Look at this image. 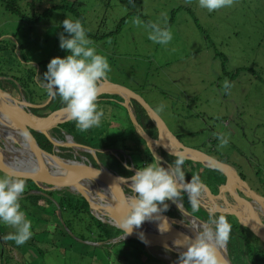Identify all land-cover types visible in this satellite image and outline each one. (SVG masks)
Instances as JSON below:
<instances>
[{"label":"rangeland","instance_id":"obj_1","mask_svg":"<svg viewBox=\"0 0 264 264\" xmlns=\"http://www.w3.org/2000/svg\"><path fill=\"white\" fill-rule=\"evenodd\" d=\"M32 2L35 14L44 12L55 3L52 0ZM18 3L22 5L24 1ZM77 3L73 12L85 18L84 28L89 39L91 36L99 38V35L113 30L115 44L110 43L107 35L98 41L90 39L97 52L109 61L111 71L107 79L141 95L184 145L233 165L250 188L264 196V0H234L233 6L213 12L200 8L198 0L190 3L188 0H77ZM30 8L22 7V11L30 16ZM164 13L166 17L162 15ZM76 16L59 10L51 18L40 19L30 25L5 11L0 0V47L7 49L1 52L0 59L1 70L7 78L0 80L10 79L17 70L23 74L30 69L34 71L39 63L42 76L35 67L38 74L34 80L45 86L43 76L48 70L47 60L51 62L53 58H66L70 54L60 48L59 37L61 33L68 36L63 21L79 19ZM137 17L141 20L139 25L134 22ZM169 21L168 28L173 34L169 44H157L148 38L151 30L147 25L150 22H160L162 27H166ZM228 79H231L232 87L225 91L223 82ZM29 90L33 92V88ZM11 95L20 100V93ZM98 109L104 112L100 125L81 131L74 121V134L95 148L104 146L105 150H122L119 153L122 157L106 152L117 161L119 158L123 160L120 169L126 168L124 157L129 166H140L143 157L134 151L123 150L117 139L128 124L122 106L113 98L103 97L98 100ZM221 133L229 141L223 148L219 147L217 139ZM12 145L19 147L17 142H12ZM69 149L63 147L58 154L63 158H72L67 155L75 154L76 159L81 160L83 158L79 156L83 155L96 165L91 153H76V150ZM102 163L106 165L109 162L102 159ZM197 168L193 175L200 172L205 179H214L212 172L201 165ZM110 169L116 171L113 167ZM3 175L0 171V176ZM31 190L26 181L25 191L41 194L37 204L44 207L43 212L31 208L22 198L25 194L19 201L21 209L28 208V212H24L32 221L33 235L29 239L32 243L26 242L20 249L16 248L14 241L3 239L15 229L2 221L0 223V251L13 258L9 260L11 264H177L174 259L179 255L172 254L171 258L164 260L157 255L155 250L158 248L148 252L140 245L123 240L111 246L90 249L93 242H89L92 237L87 224L91 221L90 216L101 221L100 216L90 209L87 213L75 198L76 208L82 210L63 214L57 204L53 207L49 204L52 199L56 202L60 193L50 196L47 192ZM241 197L246 199L243 195ZM182 200L188 199L182 195ZM166 203L174 217L185 218L170 202ZM252 206L257 208L259 204ZM190 209L197 212L194 214L197 217L208 215L200 208ZM230 219L232 229L254 242L261 254L258 264H264V243L254 240L253 234L248 235L247 229L235 217ZM57 230H64L62 237ZM242 241L243 238L231 240L227 252L232 264H249L252 259Z\"/></svg>","mask_w":264,"mask_h":264},{"label":"water","instance_id":"obj_2","mask_svg":"<svg viewBox=\"0 0 264 264\" xmlns=\"http://www.w3.org/2000/svg\"><path fill=\"white\" fill-rule=\"evenodd\" d=\"M1 78L2 77L0 76V79ZM100 86L102 89L101 95H117L122 98L123 103L121 102V104L126 109L135 130L145 140L146 146L154 159H157L163 166L168 168L170 167V164L160 154L161 148H163L170 155L183 156L186 160L200 163L204 167L215 169L223 174L225 181L219 185L218 192L213 193L207 186V192L204 194L200 206L209 215L215 210V217L213 218H218L221 214L235 217L239 224L252 229L259 239L264 242V196L259 195L252 190L247 182L240 177L233 165L224 160H219L207 152L199 149H192L184 145L178 137L170 131L167 124L154 110V108L151 107L141 95L137 94L132 89L122 84L113 83L107 78L101 81ZM51 98L52 97L48 96L45 101L35 104L28 101L23 95H21V99L18 100L7 91L0 88V124L7 126L10 130L12 129L13 131L20 132L22 139H24V137H22L21 132L27 130L31 136V140H26L27 144H30L33 150L40 156V160L36 161L35 168L20 167V164L7 160V144L2 142L0 143V171L4 174L15 173L25 180H31L37 188L40 189L38 190L40 192L67 189L68 192L78 194L85 198L89 204L90 210L93 211V213L94 211H98L100 214L106 215V218H109V220L105 221L102 217H100L102 222L121 229L119 226L120 222L129 212L127 204L132 199L131 197L134 196V193H132L129 189L131 182H122L120 178H127L134 175L138 168L131 165L132 175L122 176L98 161L96 157L97 148L75 142L74 140L73 142H68L69 138L73 139V136L69 133H65L61 140L50 135L49 131L51 129L64 122L72 120L69 114L64 111V107L48 115L34 114L31 111V109H40L45 107L50 102ZM99 99L102 98L99 97ZM132 100L137 101L144 108L148 117L157 127V141L153 139L137 121ZM31 131L43 134L46 139L51 142V152L39 146ZM0 137L2 136L0 135ZM2 138L6 140L5 137ZM60 146H67L81 152L91 153L96 159V165L88 162L87 158L82 155L79 157L85 159L86 161H83V159H76L75 154H72V158H69L75 160L60 157L57 154L59 151L58 147ZM104 151H109L110 153L119 156L118 154L121 153L122 150L109 148L108 150L104 149ZM43 154L51 156L52 159L57 161L58 164L67 172H57L52 169V167L47 164L42 157ZM62 160H68L71 161V163L64 162ZM124 161L126 164L125 157ZM10 163H12L13 166H11ZM86 180H97L105 186V188H107V190L113 195L115 201L114 205H107L105 207L101 201H94L92 198V191H89L88 188L83 186V182ZM70 188H75L76 192L71 191ZM127 189H129V192L126 191ZM239 193L244 194L248 200L242 198ZM185 194L187 195V193ZM227 194L231 197L227 196ZM169 202H172L175 208H177L181 214L185 215L186 218H190L188 220L189 223H193L195 221L196 224L202 225L207 222L193 213H190L184 207L182 200H169ZM222 203L224 206L221 205ZM253 204H259V207H253ZM161 215L168 220L170 225V230L168 232L163 234L160 233L159 224L161 221H146L140 228L134 229L132 235L125 236L126 233L122 231V234L110 241L114 243L122 240L135 239L142 243L148 252H151L150 250L154 248L167 251L164 247L165 244H167L168 248L171 249L168 251L170 254L179 255L181 252L186 251V248H174V241L181 238V234L190 236V229L188 228V225L177 217H172L165 213H161ZM164 227H167V225H164ZM141 233L147 243L141 239ZM192 238L194 239V237ZM219 253L224 264H232L228 257L227 244L219 250ZM162 259L166 260L165 258ZM177 260L178 258L176 261Z\"/></svg>","mask_w":264,"mask_h":264},{"label":"clouds","instance_id":"obj_3","mask_svg":"<svg viewBox=\"0 0 264 264\" xmlns=\"http://www.w3.org/2000/svg\"><path fill=\"white\" fill-rule=\"evenodd\" d=\"M233 4L234 0H198L199 7L208 12L228 8ZM162 15L166 17V13ZM134 22L139 25L141 20L137 17ZM63 27L68 36L60 34V48L70 54L66 58H53L47 66L43 80L46 82L48 96L55 98L58 95L65 105L64 111L76 122V126L81 131H87L99 126L104 116L103 110L98 109V100L102 93L100 85L107 78L111 67L107 57L99 54L92 46V41L79 19L67 18L63 21ZM147 27L151 30L148 38L154 43L167 45L172 41L171 30L162 27L160 22H150ZM231 87L229 81L223 82L225 91H230ZM21 135L25 140H31L27 130L22 131ZM217 139L220 148L229 143L222 133L218 134ZM183 164L184 158L179 155L168 168L161 166L156 159L145 167H139L134 175L120 178L122 182H131L129 189L134 193L127 204L129 212L119 225L126 233L125 236L132 235L134 229L153 220L161 221V234L168 232L170 225L161 213L168 210L166 201H179L182 192L187 193L193 209L200 207L207 185L199 175H192L191 182H187ZM129 165L126 160L125 167L132 171ZM25 189V179L15 173L0 176V221L15 229L14 233H9L3 239L14 241L17 246L24 245L33 235L32 221L26 217L19 202ZM213 217L215 210L210 214L209 220L201 225V230L197 231L194 239L181 234V238L174 241L176 248L187 249L179 254L177 264H224L219 250L229 241L232 225L224 214L218 218ZM141 239L144 240L142 233ZM144 242L147 243L146 240ZM164 247L167 251L171 250L167 244Z\"/></svg>","mask_w":264,"mask_h":264},{"label":"trees","instance_id":"obj_4","mask_svg":"<svg viewBox=\"0 0 264 264\" xmlns=\"http://www.w3.org/2000/svg\"><path fill=\"white\" fill-rule=\"evenodd\" d=\"M1 1H2V4L4 6L5 11H9V12L13 13V15L20 18V20L22 22H28L30 25L39 22L40 19L51 18V16L53 15L54 12L61 10L63 13L71 12L74 15H77L76 17H79L83 26H85L84 21H83V20H85V18L83 16H79L77 13L73 12V10H75L79 4V3H77V0H71V2H70V0H52L55 3H52L53 5L51 7L47 8L44 12H42L40 14L34 13L32 0H31V2L29 0H1ZM23 1H24V3L22 5L18 3V2H23ZM22 7H28V8L31 7L30 11H28L30 16L27 15L28 14L27 12L22 11ZM171 18L173 20V16H171ZM122 23H123V21H122ZM170 24L171 23L169 21V24H167L166 27H169ZM88 34L91 35V33H88ZM103 35H107V39H109L110 43H112V44L116 43V38L113 34V30H111L109 32H105V33H103ZM103 35H99L98 36L99 38H94V36H91L90 39L98 41V39L100 40V38ZM6 50L7 49L5 48V46L0 47V59L2 58L1 52H5ZM47 61H48V63H50L49 60H47ZM38 65H40V64L38 63L37 66H35L37 69H39ZM35 67H34V71H33V69H30V71L27 74H23L21 70H17V72L13 73L14 75L10 76L11 77L10 79L0 80V88H2L3 90H5V91H7L13 95H18L19 93H23L26 98H28V99L33 98V101L35 99V102H37V103L44 101L46 99V97L48 96L47 89L45 87L42 88L41 85L39 84L38 80H37V83L34 80V78H36L37 74H38V71ZM35 70H36V72H35ZM19 73H21V74L18 75ZM4 74H5V72L1 70V63H0V76L2 75V76H4V78H7V76H5ZM40 76H42L41 70H40ZM40 76H39V78H40ZM40 80L42 81L41 78H40ZM228 81H231V79H228ZM42 82H44V81H42ZM32 83H35V86H33ZM27 88H29V89L33 88V92ZM103 97L113 98L116 102H118L122 106V104H121L122 98L117 96V95L104 94ZM132 102H133L137 121L140 123V125L143 127V129L153 139H155L157 141L158 140L157 127L154 125V123L148 117L144 108L137 101L132 100ZM63 106H65V105H64L62 99L57 95L55 98H52V100L49 104H47L45 107L39 109L38 111H41V112H38V113L41 115H48V114L56 112L59 108H61ZM122 109L126 111V109L123 106H122ZM34 110H36V109H34ZM124 114L128 119V124L126 123L124 129L122 130V133L118 137L116 136L117 139H119L120 143L122 144L121 148L123 150H129L131 153H132V151H134L135 154L144 153L143 163L140 166L134 165L138 169H139V167H145L146 164H150L152 162H155L154 157L152 156L151 152L149 151L148 147L146 146L145 140L137 133V131L135 130V127L133 126L129 116H127L128 115L127 111L124 112ZM73 123H74V120H70L68 122L60 124V126L65 132L71 134L75 141L84 143V142H82L83 140L81 139L80 136H78L77 134H74L76 129L74 128ZM35 136L37 137V140H38L37 142H38L39 146L41 148L51 152V149H52L51 142L48 139H46V137L43 134H39V133L36 134L35 133ZM59 137H62V135L60 134ZM127 140L129 142H125ZM91 147H93V146H91ZM101 148H104V146H102ZM145 154H146V158H145ZM160 154L165 158V160L170 165L172 163H174V161L176 159V156L168 154L163 148H161ZM96 155L98 156V158L101 161H102V159H105L107 162H109L106 165L109 168H112V167L115 168L116 172H118L120 175H122V176L132 175V171H129L128 169L123 168V167H122V169H120L121 165H122L121 162L123 161L120 158H119V161H117V160L112 158L111 154L106 153V152L105 153L104 152H98V153H96ZM67 156H71V155L68 154ZM119 157H122V155L119 154ZM127 164H129V163L127 162ZM199 165H201V164L184 159V164L182 167H183V171L185 172V179L187 182H191L193 171H195L197 173V170H198L197 166H199ZM202 167L204 169H207L208 171L212 172L213 175L215 176L214 179H209L208 177H206V179H205L204 177L201 176L200 172H198L197 175L200 176L201 180L210 188V190L212 192L216 191L218 189V186L225 181L224 175L215 169H210V168H207L204 166H202ZM26 181L28 182L29 191L31 189L32 190L38 189L37 186L31 180H26ZM29 191H25L23 193V194H25L22 197L25 199L24 201L29 203L31 208H36L38 211L43 212L44 207L40 204H37V201H39L42 198L41 194H31V193H28ZM43 192H47L50 196L53 193L54 194L60 193V196H58V199L56 200V202L52 199L49 204L51 207H53L55 204H57L59 209L62 211L63 214H68L70 210H72L73 212H76V211L80 212L82 210L81 208H76V202L73 200V198H75V199H77V201L81 202L83 209L87 213L90 209L88 202L85 200V198H83L80 195L73 194V193H70L68 191H64V192L43 191ZM182 195L186 196L188 199V195H186L185 193L184 194L181 193L180 200H182ZM52 197H56V196H52ZM48 198L50 199V197H48ZM167 202H169V201H167ZM182 202H183L184 207L190 213H193V214L197 213L196 211L190 209L191 205H190L189 199L187 201L182 200ZM161 207H163V205H161ZM199 208H200V211L201 210L205 211L201 206ZM22 210L25 212H28L27 207H23ZM163 213L174 217V212H172L169 208L167 211H165ZM225 216L227 217L229 223L232 225V223H231L232 221L230 219L232 216H229V215H225ZM90 218H91V221L87 224V227H89V229H90L89 234L92 237L90 242H93V243L99 242L100 243L99 245H95L93 243H90V246H89L90 249H96L98 246H103V247L111 246V245H114L115 243L121 242V241L114 242V243L110 242L111 239L118 237L120 234H122L121 229H119L113 225H110L108 223L102 222L97 218L95 219L94 217H91V216H90ZM201 218L203 219L204 217H201ZM209 218H210V215L208 214V215H206L204 220L208 221ZM0 223H1V221H0ZM250 230H251V233L253 234L254 240L261 241L259 239V237L255 234V232L252 229H250ZM235 231L236 230H234V228L231 231L229 241L227 242L228 250L230 248L231 240L233 238H236V239H240V238L242 239L243 238L242 242H243L244 248L245 247L247 248V250L249 251V253L252 257V259H250L248 261V263L249 264L258 263L260 261L259 259H260L261 254L256 250V248L254 246V242L252 240L244 239L245 237H243V236L236 235ZM57 232L62 237L64 230H62V231L57 230ZM0 239H2L1 232H0ZM124 241L125 242H131L135 246L140 245V246H142L141 248L144 247L142 243H140L139 241H137L135 239L123 240L122 242H124ZM27 242L32 243L31 240H29ZM20 247L21 246H16V248H18V249H20ZM38 253H41V251H39ZM41 255H42V253H41ZM83 258H85V257H83ZM9 260H13V258L5 255L3 251H0V264H11Z\"/></svg>","mask_w":264,"mask_h":264},{"label":"bare ground","instance_id":"obj_5","mask_svg":"<svg viewBox=\"0 0 264 264\" xmlns=\"http://www.w3.org/2000/svg\"><path fill=\"white\" fill-rule=\"evenodd\" d=\"M2 126L7 128V126H4V125H2ZM7 129H9V128H7ZM9 131L13 132L19 138L12 139L10 135H6L5 139L7 141L6 144H7V149H8V150L6 149V158H7V160H11V161H14L17 164H20V167L23 166V167L35 168L36 167V162L35 161H31V159H29L28 157H25L23 154L19 155V150L14 145H12V142H17V144H19L20 147H24V148H27V147H31L32 148V146L30 144L28 145L27 141L21 138L20 132L13 131L12 129L11 130L9 129ZM70 139H71V141H70ZM59 140H61V139H59ZM68 140L70 142H73L72 138H69ZM58 148H59V151L57 152V154L60 152L61 146L58 147ZM74 150H76V153H78L77 151H79L77 149H74ZM34 153L38 157V159L40 160V156L35 151H34ZM42 157L44 158L46 163L49 164L52 167V169L56 170L57 172H64V173L67 172L64 168H62L58 164L57 161H54L51 156L43 154ZM69 160H72V159H69ZM62 161L71 163V161H68V160H62ZM10 165L13 166L12 163H10ZM161 166H163V165H161ZM163 167L167 168L166 166H163ZM83 186L88 188L89 191L90 190L92 191V193H93L92 198L94 199V201H97V200L101 201L103 206H105V207L107 205H112L113 204V201H114L113 195L99 181H97V180H89L87 182H83ZM70 189L72 190V189H75V188H70ZM63 191H68V190L64 189ZM110 198L112 199L111 201H110ZM131 198H133V197H131ZM170 204L175 208V206L172 204V202H170ZM189 219L190 218H186L185 217V218L180 219V220L188 225V228L190 229L189 235L195 238V235H196L197 231L201 230V224H196L195 221L193 223H189V221H188ZM154 221L155 222H159V221H156V220H154ZM191 232H193V234H191ZM174 248H176V247L174 246ZM157 251L159 252V255L162 258H165V259L171 258L170 255H172V254H170L168 251H163L162 252V250H159V249ZM174 261L178 262V260L176 261V259H174Z\"/></svg>","mask_w":264,"mask_h":264},{"label":"flooded vegetation","instance_id":"obj_6","mask_svg":"<svg viewBox=\"0 0 264 264\" xmlns=\"http://www.w3.org/2000/svg\"><path fill=\"white\" fill-rule=\"evenodd\" d=\"M2 78H4V76H1ZM37 78V77H36ZM37 80V79H36ZM40 84V83H39ZM41 85V84H40ZM41 87L43 88V87H45V86H42L41 85ZM46 88V87H45ZM21 95H23L24 97H25V95L23 94V93H20ZM26 98V97H25ZM100 98H103V95H101V97ZM20 99H21V97H20ZM28 101H30V102H32V103H35V104H39V103H37V102H35V101H33L32 99H28V98H26ZM46 100V99H45ZM44 100V101H45ZM51 100H52V98L50 99V102H51ZM43 102V101H42ZM49 102V103H50ZM41 103V102H40ZM48 103V104H49ZM41 109V108H40ZM37 110V111H36ZM36 110H34V109H31V111L34 113V114H39L38 112V110L39 109H36ZM124 112H126L125 110H124ZM65 123V122H64ZM31 133H32V135L34 136V138L36 139V141H38L37 140V137L35 136V133L36 134H38L39 132H36V131H31ZM49 133H50V135H52V136H55V137H57V138H60V137H58V135H60V134H65V133H67V132H65L62 128H61V126L59 125V126H57V127H54L53 129H51L50 131H49ZM39 134H41V133H39ZM70 141H71V139H70ZM69 140H68V142H70ZM75 142H78V141H75ZM0 143H2V140H1V137H0ZM38 143V142H37ZM78 143H81V142H78ZM81 144H84V145H88V144H85V143H81ZM90 146V145H89ZM63 147H67V146H62L61 148H63ZM67 148H70L69 149V151H71V150H74L73 148H71V147H67ZM95 148V147H94ZM98 150L96 151V153H98V152H106V151H104V149L105 148H97ZM97 156V155H96ZM97 159H98V161H100L101 163H102V161L98 158V156H97ZM103 164V163H102ZM161 164V163H160ZM103 165H105V164H103ZM106 166V165H105ZM107 167V166H106ZM109 168V167H108ZM110 169V168H109ZM250 187V186H249ZM252 189V188H251ZM218 192V189L216 190V192H213V193H217ZM239 195L241 196V195H243L244 197H245V195L244 194H242V193H239ZM227 196H230L229 194H227ZM231 197V196H230ZM247 200H248V198L247 197H245ZM222 202V201H221ZM220 202V203H221ZM222 206H224V204L222 203L221 204ZM241 225V224H240ZM245 227V226H244ZM246 229H247V234L248 235H251L252 233H251V230H250V228H247V227H245ZM236 235H239V236H243V235H241V234H239L237 231H236ZM262 242V241H261ZM262 243H264V242H262ZM227 250H228V247H227ZM228 252H229V250H228ZM228 255H229V253H228ZM256 264H258V263H256Z\"/></svg>","mask_w":264,"mask_h":264},{"label":"crops","instance_id":"obj_7","mask_svg":"<svg viewBox=\"0 0 264 264\" xmlns=\"http://www.w3.org/2000/svg\"><path fill=\"white\" fill-rule=\"evenodd\" d=\"M121 101H122V99H121ZM122 103H123V101H122ZM0 135L1 136H4V137H6V135H10L11 136V138L12 139H17V138H19V137H17L13 132H11V131H9V129H7V128H5V127H3L1 124H0ZM7 142V141H6ZM16 147V146H15ZM18 150H19V155H24L25 157H28L29 159H31V161H37V160H39L38 159V157L35 155V153H34V151H33V149L31 148V147H27V148H24V147H16ZM109 151H111V150H109ZM140 155V157H143L144 158V153H141V154H139ZM83 156V155H82ZM85 157V156H84ZM86 158V157H85ZM72 160H75V159H72ZM142 161V159L140 158V162ZM18 162V161H17ZM162 165V164H161ZM87 181H89V180H86V181H84V182H87ZM89 184V183H88ZM90 185V184H89ZM71 191H73V192H76V189H72ZM112 199L110 198V201H111ZM97 201H99V200H97ZM96 201V202H97ZM114 202L115 201H113V204L112 205H114ZM170 204V203H169ZM96 214H98L100 217H102L105 221H107V220H109V218H106L105 216L106 215H103V214H100L98 211H94ZM23 246V245H22ZM21 246V247H22ZM88 251V250H87ZM156 251V253H157V255L158 256H160L159 255V252L157 251V250H155Z\"/></svg>","mask_w":264,"mask_h":264}]
</instances>
